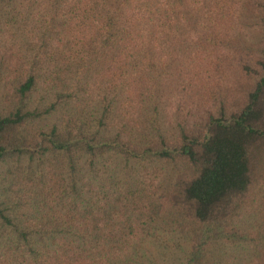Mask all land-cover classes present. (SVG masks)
Returning a JSON list of instances; mask_svg holds the SVG:
<instances>
[{"label": "trees", "instance_id": "16d2710c", "mask_svg": "<svg viewBox=\"0 0 264 264\" xmlns=\"http://www.w3.org/2000/svg\"><path fill=\"white\" fill-rule=\"evenodd\" d=\"M0 180V264H264V0H0Z\"/></svg>", "mask_w": 264, "mask_h": 264}, {"label": "rangeland", "instance_id": "374dc122", "mask_svg": "<svg viewBox=\"0 0 264 264\" xmlns=\"http://www.w3.org/2000/svg\"><path fill=\"white\" fill-rule=\"evenodd\" d=\"M241 36L243 43L249 42L251 29ZM0 180V184H1ZM167 239L150 242L151 253L148 255L147 264H181L185 256L187 244L183 239L175 236L166 237Z\"/></svg>", "mask_w": 264, "mask_h": 264}]
</instances>
